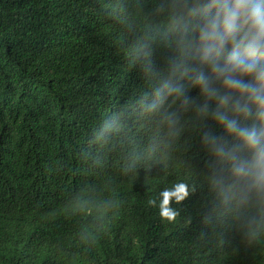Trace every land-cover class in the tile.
Listing matches in <instances>:
<instances>
[{
	"label": "trees",
	"instance_id": "obj_1",
	"mask_svg": "<svg viewBox=\"0 0 264 264\" xmlns=\"http://www.w3.org/2000/svg\"><path fill=\"white\" fill-rule=\"evenodd\" d=\"M112 2L0 0V264H264V246L246 248L235 232L199 237L198 145L188 153L189 177L143 156L123 173L146 143L143 130L103 148L89 143L104 115L147 87L116 42ZM97 153L105 157L99 166ZM179 179L195 191L172 205L180 216L168 225L147 201ZM85 185L110 187L122 202L111 231L87 253L76 243L85 221L50 216Z\"/></svg>",
	"mask_w": 264,
	"mask_h": 264
},
{
	"label": "clouds",
	"instance_id": "obj_2",
	"mask_svg": "<svg viewBox=\"0 0 264 264\" xmlns=\"http://www.w3.org/2000/svg\"><path fill=\"white\" fill-rule=\"evenodd\" d=\"M108 7L120 26L116 42L147 87L104 115L89 143L103 148L143 130L146 143L129 155L123 173L143 156L189 177L188 153L198 145L205 154L199 237L235 232L246 248L264 246V0H113ZM92 159L99 166L105 157ZM194 191L189 179H179L147 204L174 225L180 211L172 205ZM121 205L114 189L85 185L50 216L85 221L76 243L87 253L111 231Z\"/></svg>",
	"mask_w": 264,
	"mask_h": 264
}]
</instances>
